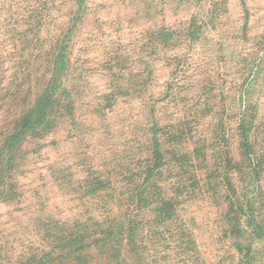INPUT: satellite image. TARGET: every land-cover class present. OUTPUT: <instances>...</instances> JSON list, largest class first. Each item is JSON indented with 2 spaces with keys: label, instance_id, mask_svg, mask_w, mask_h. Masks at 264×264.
Segmentation results:
<instances>
[{
  "label": "rangeland",
  "instance_id": "374dc122",
  "mask_svg": "<svg viewBox=\"0 0 264 264\" xmlns=\"http://www.w3.org/2000/svg\"><path fill=\"white\" fill-rule=\"evenodd\" d=\"M253 192L264 220V0H0V264H110L119 224L125 264H264Z\"/></svg>",
  "mask_w": 264,
  "mask_h": 264
},
{
  "label": "trees",
  "instance_id": "16d2710c",
  "mask_svg": "<svg viewBox=\"0 0 264 264\" xmlns=\"http://www.w3.org/2000/svg\"><path fill=\"white\" fill-rule=\"evenodd\" d=\"M54 88H47L46 91H44L42 93V95L37 99V101L35 102V104L28 109V111L24 114V116L21 118L19 124H18V131L15 133H11L8 134L5 139H4V144L10 146V144L13 141H17L21 135H23L26 131H30V129H34L35 125L41 126L44 123V120L46 118L44 111L46 110V108L48 107V105H50L49 103H51V98L53 97L51 94V90ZM40 119V121H38ZM245 122H243V129H248L247 127L244 126ZM248 144V143H247ZM248 148L250 147L247 146ZM153 154L155 156V159H160L161 158V154H160V150L157 147V142L154 146V150H153ZM247 162L248 165L250 167V173L253 176L256 177V170L257 169H261L260 167L262 166V162L258 159V156L254 155V154H248L247 156ZM263 167V166H262ZM258 174V173H257ZM259 189V187H258ZM259 199H261V193L258 192H253L250 199L246 200L245 203H239V201H230L229 203V213H234L236 216L235 218H232L230 221L232 223H234L235 227L237 226L238 228H240V224H241V220H240V214H244L245 216V220L244 223L251 227V228H261L263 225V219L259 218V216L255 215L256 212V208H255V204L257 203V201H259ZM170 203H164L161 206V212L162 213H168L167 208L171 207ZM123 224H119V225H110L106 228H101L102 230L101 233L104 234V239L101 240V246L100 248H103L105 251V256L107 257L106 259H108L110 264H125V260L122 259V253L125 250L126 247V243L124 240V236L121 234L120 232V236L119 238H116L114 240V242H107L108 239H110V236H115V232L117 230L121 231L123 230ZM117 237V236H115ZM107 242V243H106ZM130 245V244H128ZM85 249L84 246H80L79 250ZM74 250H77L74 249Z\"/></svg>",
  "mask_w": 264,
  "mask_h": 264
}]
</instances>
